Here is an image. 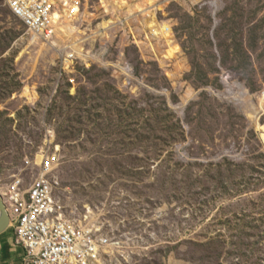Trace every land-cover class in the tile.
Instances as JSON below:
<instances>
[{"label":"rangeland","instance_id":"1","mask_svg":"<svg viewBox=\"0 0 264 264\" xmlns=\"http://www.w3.org/2000/svg\"><path fill=\"white\" fill-rule=\"evenodd\" d=\"M62 1L49 43L0 0V194L45 151L101 264H264V0Z\"/></svg>","mask_w":264,"mask_h":264},{"label":"built area","instance_id":"2","mask_svg":"<svg viewBox=\"0 0 264 264\" xmlns=\"http://www.w3.org/2000/svg\"><path fill=\"white\" fill-rule=\"evenodd\" d=\"M78 2L82 0H71L68 11ZM102 6L107 11L106 6ZM9 8L32 36L49 40V43L59 40L54 28L56 14L67 16L69 20L76 16L67 13L66 5L60 0H9ZM82 16L81 12L73 24L80 25ZM65 47L68 51L70 48V57L72 40ZM43 154L41 166L37 160L27 161L31 171L25 176H14L12 183L1 187L11 219L10 228L16 234L15 246L22 251L21 264H101L107 241L99 237L100 230L68 217L57 195L61 187L57 176L58 158L51 161L53 155L45 151Z\"/></svg>","mask_w":264,"mask_h":264},{"label":"trees","instance_id":"3","mask_svg":"<svg viewBox=\"0 0 264 264\" xmlns=\"http://www.w3.org/2000/svg\"><path fill=\"white\" fill-rule=\"evenodd\" d=\"M6 234H7V232H6ZM6 234L5 233L2 234V240L5 238V237L3 238V235H6ZM3 242H4V245H3L1 252H0V264H5V263L8 264V262L11 260V255L16 253L17 256H20L22 251L20 248L17 247V249L13 253L12 249H13V246L15 244L11 243L10 241H3ZM14 249H15V247H14Z\"/></svg>","mask_w":264,"mask_h":264},{"label":"water","instance_id":"4","mask_svg":"<svg viewBox=\"0 0 264 264\" xmlns=\"http://www.w3.org/2000/svg\"><path fill=\"white\" fill-rule=\"evenodd\" d=\"M10 224V216L0 194V235L9 229Z\"/></svg>","mask_w":264,"mask_h":264},{"label":"bare ground","instance_id":"5","mask_svg":"<svg viewBox=\"0 0 264 264\" xmlns=\"http://www.w3.org/2000/svg\"><path fill=\"white\" fill-rule=\"evenodd\" d=\"M7 1V4H8V6H9V0H6ZM62 1V0H61ZM63 2V1H62ZM64 4H66L65 2H63ZM56 15H58V14H56ZM59 18V17H58ZM57 18V16H55V20L56 19H58ZM60 19H58V20H56V21H54V23H56L57 21H59ZM35 38H37V39H39L40 40V38H38L37 36H35ZM71 58H75V55L73 54V55H71ZM2 196V195H1ZM4 202V201H3ZM4 204H5V202H4ZM5 207H6V204H5ZM6 209H7V207H6ZM7 211H8V209H7ZM10 221H11V219H10Z\"/></svg>","mask_w":264,"mask_h":264},{"label":"crops","instance_id":"6","mask_svg":"<svg viewBox=\"0 0 264 264\" xmlns=\"http://www.w3.org/2000/svg\"><path fill=\"white\" fill-rule=\"evenodd\" d=\"M0 236H1L0 238H2V234H1ZM13 249H14V248H13ZM13 249H12V250H13ZM14 251H15V250H13V253H14ZM13 255H14V254H13ZM13 255H11V259L13 258Z\"/></svg>","mask_w":264,"mask_h":264},{"label":"flooded vegetation","instance_id":"7","mask_svg":"<svg viewBox=\"0 0 264 264\" xmlns=\"http://www.w3.org/2000/svg\"><path fill=\"white\" fill-rule=\"evenodd\" d=\"M14 243H15V242H14ZM14 247H16V249H17V246L14 245L13 248H14ZM16 249H13V250H16Z\"/></svg>","mask_w":264,"mask_h":264}]
</instances>
